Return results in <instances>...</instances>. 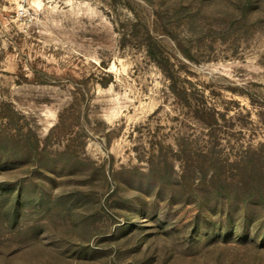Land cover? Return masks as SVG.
<instances>
[{
	"label": "rangeland",
	"instance_id": "374dc122",
	"mask_svg": "<svg viewBox=\"0 0 264 264\" xmlns=\"http://www.w3.org/2000/svg\"><path fill=\"white\" fill-rule=\"evenodd\" d=\"M0 264H264V0H0Z\"/></svg>",
	"mask_w": 264,
	"mask_h": 264
},
{
	"label": "trees",
	"instance_id": "16d2710c",
	"mask_svg": "<svg viewBox=\"0 0 264 264\" xmlns=\"http://www.w3.org/2000/svg\"><path fill=\"white\" fill-rule=\"evenodd\" d=\"M122 172H125V171L123 170V171L116 172L114 174V177L119 176ZM152 174H153V169H150L148 171V173L140 172V177L143 176L145 178L144 185L148 184V187H150L151 194H153L154 192L162 191L164 194L167 195L166 197H167L168 202L173 205V201H174V199L176 197L174 195L173 188L168 186L167 182L163 186H160L159 184L150 181V178H151ZM171 179L172 178L170 177V180ZM224 185L225 184H222L218 188L223 187ZM188 193L189 192H187V194L184 193L183 196L184 197L189 196ZM138 194L142 195L140 191H138L137 193L135 192L134 195L137 196ZM181 199H183V198H181ZM185 200L190 201V205H196L198 207V209H199L198 214H196L194 216L193 220H192V223H191L193 225L192 226V230H197V229H199L201 227L199 222L201 221L202 218L205 219V223L204 224H205L206 227H214L216 225V222L214 221V218L211 217V212H210L211 209H208L204 205L205 202L203 201V199H201L198 196H196V198H194V199H185ZM249 201H250V193L248 194V197L243 199V204L250 203ZM184 202L187 203V201H184ZM204 211H209V213H205Z\"/></svg>",
	"mask_w": 264,
	"mask_h": 264
}]
</instances>
